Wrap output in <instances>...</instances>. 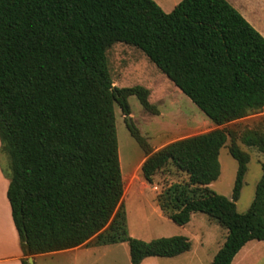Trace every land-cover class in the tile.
<instances>
[{"label": "trees", "instance_id": "1", "mask_svg": "<svg viewBox=\"0 0 264 264\" xmlns=\"http://www.w3.org/2000/svg\"><path fill=\"white\" fill-rule=\"evenodd\" d=\"M116 43L143 53L216 126L264 111V38L225 0H182L169 13L153 0H0V139L21 264L81 246L126 243L130 264L191 250L185 237L128 234L114 108L129 116L135 97L156 111L146 89L113 86L106 52ZM125 123L146 156L147 184L168 165L185 177L158 198L163 216L186 226L200 213L226 231L211 264H231L247 243L264 242V163L253 202L239 214L249 156L236 135L213 130L151 153ZM228 138L238 166L231 199L209 188ZM239 140L264 153L262 131Z\"/></svg>", "mask_w": 264, "mask_h": 264}, {"label": "rangeland", "instance_id": "2", "mask_svg": "<svg viewBox=\"0 0 264 264\" xmlns=\"http://www.w3.org/2000/svg\"><path fill=\"white\" fill-rule=\"evenodd\" d=\"M181 1L157 0L158 6L165 13H169ZM106 56L113 86L118 89L136 86L146 89L149 93L148 102L156 111H145L135 97L127 100L129 116H123L118 106L114 108L124 186L121 204L126 211L128 234L145 242L157 238L185 237L191 243V251L184 256L176 259L149 258L142 264H211L219 247L225 242L226 231L217 222L210 221L200 213L192 214L186 226H177L163 216L158 208V198L164 200L165 190L178 186L185 177L168 165L153 177L152 184H147L140 172L146 156L130 136L125 121H131L149 145L151 153L172 142L213 130H224L236 135V144L249 156L242 189L236 202L237 212L244 214L253 202L257 183L262 176L264 153L245 147L239 137L245 130H260L264 133V111L250 113L243 119L216 126L139 50L116 43L107 50ZM229 144L228 138L219 154L220 175L209 186L212 191L227 199L232 197L238 167L228 152ZM0 163L9 171V160L3 153L0 154ZM254 245H257L254 253L258 259L254 264H264V246ZM35 264H130V261L128 246L122 243L94 248L87 254L61 253L41 257Z\"/></svg>", "mask_w": 264, "mask_h": 264}, {"label": "crops", "instance_id": "3", "mask_svg": "<svg viewBox=\"0 0 264 264\" xmlns=\"http://www.w3.org/2000/svg\"><path fill=\"white\" fill-rule=\"evenodd\" d=\"M154 1L157 3V5H159L157 0ZM225 1H227L228 4H230L232 8H234L240 14V16L257 33H259L264 38V0H225ZM1 153L7 156L4 145L0 139V154ZM9 183H10V169L8 171L0 163V264H21L22 254L20 251L19 239L16 228L12 220L11 208L7 198ZM254 244H259L264 246V242L252 241L247 243L237 253L231 264H246L247 261L249 262V264L256 263L258 259L255 257L254 247H256L257 245ZM94 248H98V247L81 246L72 250L51 253V254L35 255L30 258H32L33 264H35V261L41 257H50L61 253L87 254L90 253L91 250ZM187 253H184L182 255L170 259H176L178 257L184 256ZM145 260H143V262Z\"/></svg>", "mask_w": 264, "mask_h": 264}, {"label": "water", "instance_id": "4", "mask_svg": "<svg viewBox=\"0 0 264 264\" xmlns=\"http://www.w3.org/2000/svg\"><path fill=\"white\" fill-rule=\"evenodd\" d=\"M28 263H29V264H33V260H32V258H29V259H28Z\"/></svg>", "mask_w": 264, "mask_h": 264}]
</instances>
